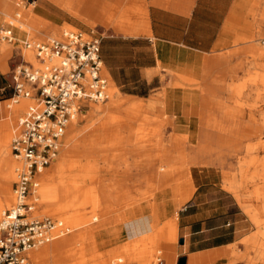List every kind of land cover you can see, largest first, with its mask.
I'll use <instances>...</instances> for the list:
<instances>
[{"label": "rangeland", "instance_id": "374dc122", "mask_svg": "<svg viewBox=\"0 0 264 264\" xmlns=\"http://www.w3.org/2000/svg\"><path fill=\"white\" fill-rule=\"evenodd\" d=\"M261 1L264 0H257L251 3V8L247 10L248 16L253 17V20L255 19L257 22L256 32L249 35V37L241 36L242 38L239 40L217 47L209 53L184 50L186 51L184 56L189 53H196L218 58L223 54H231L232 61L228 69L232 70V75H220L222 78L218 81L216 78L219 75L216 72L210 76L213 81L209 85L211 84L215 91L210 90V88L205 90V92L189 90L186 89L187 87L183 80L172 77L169 70L178 60L176 59L177 57L159 56L156 61V67L149 75L141 78L138 74H135L131 83L124 86L112 79L109 72H107L106 65L103 63L102 74L108 80L110 97L103 103L94 102L92 104L106 107L107 114L104 117V128L101 132L96 133V136L95 132L92 131L76 136V140H81L82 142L74 148L73 154L69 158L72 167L70 166L68 180L65 182V184L68 183L70 186L75 187L77 191H79V188L85 190L87 195L78 196V201H76L77 209L73 207L76 210L73 208V210H59L58 213L51 214L48 210L40 209L34 213L38 218L65 219V221L63 220L64 235L67 242L60 249L63 257L60 264H82L83 261L85 264H153L157 263L159 256L162 257L163 264H190V261L199 255L221 252L225 249L228 250L227 253L212 256L201 264H264L263 153L255 154L247 151V155L250 158L244 160L246 164L243 165L242 175H238L240 182L239 191L243 194V202L256 208L257 216L260 217L259 225L253 221L249 214V216L246 214L236 196L224 187V174L221 168L213 169L208 166H200L196 171L193 168L192 175L187 173L192 177L190 184L193 190L190 197L184 200L186 181L189 180V176L184 175L178 184L182 182L186 184L182 185L181 188L178 187L172 195H166L163 198L170 213L165 217L164 215L160 216L158 228L160 227L161 229L169 226L175 220L177 211L180 217L184 213V207L201 192L209 190L210 192L224 194L227 200L226 204L235 213L229 218L231 220L230 226L223 228L225 233L223 238L225 240H234L247 233L240 241L220 250L188 255L184 253L185 234L183 229L179 227V217L177 233L170 236L168 240L163 238H156L155 241L145 239L136 245H132L134 242L128 238L129 231L127 228L129 222L141 217L138 211L144 201L152 204L154 193L158 192L156 190L158 188V176L163 167L170 165L160 161L157 162L156 179L152 188H148L146 175L140 176L141 184L138 186L133 184L137 180V174L140 171H148L150 165L154 163L147 159L148 156L146 154L149 151L156 154L159 149L158 143L163 141L164 144L169 145L170 141L174 139L175 135L173 133L175 132L180 136H175V138L177 140L180 138L182 144L187 145V137L191 135L192 129L195 127L201 128L204 124L201 117H236V120L240 121H244L245 117H249L251 120H253L251 117H256L255 121L250 123L253 131L257 126L264 127V79L253 80L248 74L250 71L264 72V64H262L264 59H255V57L248 55L245 51V47L250 43L257 44L264 51V26L260 21ZM12 7V12H9L8 15L0 12V31L6 28L12 19H16V24L19 25L14 29L16 35L14 43H5L0 39V52L6 60V68H2L5 72L10 71L12 66L10 58L16 51L22 50L27 60H35L34 54L23 48L21 43L23 39L46 41L52 37H60L65 30L95 31L98 35H102V44L104 42L107 43V54L111 57L114 64L128 63L125 57L132 53V49L139 44L140 46L146 44L122 38V35H137L135 26L121 25L124 31L116 28L118 26L116 23L118 22L128 23L135 21L134 18L137 15L136 0H121L120 4L113 0L106 13L103 12L104 19L96 17L81 19L51 0H12ZM30 10L38 15L39 18H42L38 20L44 27L41 31L36 32L37 35H34L32 31L26 32L19 29H32L33 24L30 19H34L35 15H32ZM18 14H20L19 17L17 16ZM103 20L107 22L103 23ZM54 29L58 30L56 34L51 33ZM153 47L159 51L174 49L156 42L153 43ZM141 60L144 61L143 55H141ZM237 63L241 65L234 66ZM239 87H242V90ZM171 97L180 105L176 106V115H174L170 107H165V102ZM120 100H135L136 105L131 110L127 109L126 106L116 107L117 101ZM10 103H12L13 107L21 106L20 112L12 119L9 131L8 148L10 149V157L14 159L11 152L13 130L17 126L20 117L27 111L28 105L33 102L29 99L21 98L19 103L14 101H10ZM87 109L88 105L86 102L82 103L80 111ZM183 110L186 113L179 112ZM168 117H184V120L179 122L178 129L174 130L171 128L172 124ZM86 122L87 119L81 120L80 126H84ZM193 125H195L194 128H192ZM248 131V128L242 129V136L240 138L234 136V139L231 140L232 145H246L247 147L250 139L245 134ZM90 135L100 139L98 141L94 140L93 144L87 146L85 142L90 140ZM262 137L264 138V133ZM254 138L255 135H253ZM59 160L60 152L57 160L52 162L50 166ZM255 160L259 162L253 163ZM18 162L16 161L15 165L21 164V161L20 163ZM235 163L236 161H234ZM239 165L238 168L240 167ZM15 169L14 167V179L10 183L12 199L4 204L3 209L10 207L14 203ZM152 177L154 178V176ZM121 178L124 179L126 186L135 188L136 192L134 191L125 196L117 193V197L116 194H112L106 199L103 193L104 187L110 188L113 181L120 184L123 181ZM98 192L100 197H98ZM92 197L99 198L97 200L98 206L91 201ZM62 199L60 192H57L56 203H64ZM151 225L152 222L150 221L149 228H151ZM119 226H122L125 230L123 234L117 232V227ZM147 234L148 232H146L145 236ZM56 240L57 238L48 244L51 243L52 245ZM127 244H131L134 247L127 252V255H124L120 252V247ZM43 246H47L46 243ZM36 248L38 246L33 249ZM85 248L88 251L83 255L82 252L83 250L85 252ZM159 250L162 252L159 253ZM115 251L118 252L114 253ZM92 257L96 259L92 260ZM182 257L186 258L183 263H181ZM29 258L30 264H34V260L30 255ZM121 258L123 261H119ZM44 264H55V261L49 256Z\"/></svg>", "mask_w": 264, "mask_h": 264}, {"label": "crops", "instance_id": "0c3cea01", "mask_svg": "<svg viewBox=\"0 0 264 264\" xmlns=\"http://www.w3.org/2000/svg\"><path fill=\"white\" fill-rule=\"evenodd\" d=\"M51 1L59 4L81 19L92 17L104 19L103 12L106 13V10L113 0ZM115 1L117 4L121 3V0ZM256 1L136 0L137 15L134 18L135 21L128 23L118 22L116 23L118 25L116 28L124 31L121 25L135 26L137 35H122V38L136 40L138 43L143 42L146 44L143 46L139 44L134 47L132 53L125 57L128 60L126 64H114L111 57L107 54V43L104 42L101 44L103 63L108 70L106 71L109 72L116 83L124 86L125 84L131 83L133 80L132 77L135 74H138L141 78L149 75L156 67V61L159 59V56L177 57L176 59L178 60L169 70L172 77L183 80L187 87L186 89L189 90L205 92V90L210 88V90L215 91L214 87L211 84L209 85L213 81V79H210V76L216 72L219 75L216 78L218 81L222 78L220 75H232V70L228 69L232 61L231 54H223L218 58L207 57L196 53H189L184 56L186 52L184 50L209 53L217 47H222L239 40L242 38L241 36L249 37V35L256 32L257 22L255 19L253 20V17L248 16L247 10L251 8L250 4ZM12 9V0H0V12L8 15L9 12H12ZM30 12L32 15H35L34 19H30L33 24L32 29H19L26 32L32 31L34 35H37L36 32L41 31L44 27L39 21L42 18H39L32 10ZM260 21L264 26V1H261ZM102 22L106 23L107 21L103 20ZM56 32L58 30L54 29L51 33L56 34ZM154 42L163 46L172 47L175 50L164 49L159 51L153 47ZM248 46L249 44L245 47L247 53ZM141 55H143L144 61L141 60ZM262 59H264V55ZM262 64H264V60ZM236 65L239 66L241 64H234V66ZM2 68H6V60L0 52V141H8L12 119L20 112L21 107H13L12 103H10L14 95L12 77L9 71L5 72ZM239 89L242 90V87H239ZM171 98L165 102V107H170L172 109L171 111L176 115V106L179 103ZM179 112L186 113L184 110ZM201 118L204 121L202 127L199 128L193 125L192 128H195L192 129L191 135L187 137L188 152L191 157L200 160L202 164L209 162V166L216 169L221 168L222 170H236L240 161L250 158L247 155L246 145H232L231 140L234 139V136L240 138L242 136L241 130L246 128L249 131L245 135L252 140L253 128L250 123L251 121L254 122L256 117H253V120L245 117L244 121L236 120V117ZM168 119L172 124L171 128L177 130L179 122H182L184 117H168ZM173 134L178 136L175 132ZM234 161H236L235 164ZM184 175L188 174L182 166L168 165L162 168L157 179L158 188L156 190L158 192L154 193L152 204L151 202L144 201L138 211L141 217L132 220L127 225L129 231L128 238L134 242L132 245H136L145 239L155 241L156 238H163L168 240L170 236L177 233L178 211L173 221L175 223L174 229H169V226L163 229L158 228V220L160 216L164 215L165 217L170 213L163 200L164 196L172 195L178 187L181 188L182 185L187 183L186 190H184V200L190 197L193 190L190 184L192 177L188 175L189 180L187 179L188 181L185 184L183 182L178 184ZM233 194L236 196L235 193ZM236 198L242 206V201L237 196ZM226 201L224 194L207 190L195 196L194 200L184 207V213L179 217V227L183 229V233L185 234L184 253L190 255L220 250L240 241L247 234H243L234 240H225L223 238L225 235L223 228L230 226L231 220L229 218L235 213L226 204ZM246 214L248 215L247 212ZM150 221L152 222V229L149 228ZM117 232L123 234L125 230L122 226H119L117 227ZM146 232H148L147 236H145ZM132 245L127 244L121 246L120 252L127 255V252L134 247ZM116 252L118 251L114 253ZM161 252L159 250V253ZM227 252L228 250L225 249L221 252L199 255L193 258L190 264H201L212 256ZM119 261H123V259L121 258Z\"/></svg>", "mask_w": 264, "mask_h": 264}, {"label": "built area", "instance_id": "2783aa9c", "mask_svg": "<svg viewBox=\"0 0 264 264\" xmlns=\"http://www.w3.org/2000/svg\"><path fill=\"white\" fill-rule=\"evenodd\" d=\"M19 17V15H17ZM16 19L0 31L5 43L16 41ZM102 35L95 31L65 30L46 41L23 39L26 51H16L10 61L14 95L31 100L13 130L12 155L21 161L16 169L14 203L0 218V264H30L29 251L63 234L64 223L34 216L40 174L60 152L62 139L82 103L108 98V80L102 74ZM264 43V40H263ZM157 264H163L161 256Z\"/></svg>", "mask_w": 264, "mask_h": 264}, {"label": "bare ground", "instance_id": "6f19581e", "mask_svg": "<svg viewBox=\"0 0 264 264\" xmlns=\"http://www.w3.org/2000/svg\"><path fill=\"white\" fill-rule=\"evenodd\" d=\"M18 15L20 16V14ZM16 25L19 26L18 24ZM248 48H249L248 55L255 57V59L256 58L262 59V56L264 55V51L257 44L251 43L249 44ZM248 74L249 76H251L250 78L253 80H260L261 78L264 79V75H263L264 72H261V71L259 72L250 71ZM109 97H110V94L108 93V98ZM104 101H87L86 104L89 107L90 103H94V102L103 103ZM135 105H136L135 100H131V101L120 100V101H117L116 103V107L126 106L127 109L129 110L133 109ZM29 106L30 104L28 105V107ZM87 110L78 111V113H76L74 117L72 118L68 126V132L66 131V134L64 135L62 139V147L60 148V160L56 162L54 165L48 166L40 174L39 176L40 186L36 194L37 201H36V207H35L34 213L35 211L40 210V209L48 210V212H50L51 214L58 213L59 210L66 211V210L72 209L73 207H76V201H78V198H79L78 196L87 195L85 190L79 188V191H77L75 187L70 186L68 183L65 184L66 180H68L67 179L69 176L68 172L71 166L69 162V158L73 154L74 148L77 147V145L82 142L81 140L77 141L76 136L83 135V133H86L89 131L95 132L94 134L96 136L97 135L96 133L101 132V130H103L104 128V124H103L104 117L107 114L106 107L99 106L98 104H91L88 112ZM78 115L80 116L76 118ZM83 119H87V122L84 126H80L81 120ZM263 130H264L263 126L255 127V130L253 131V135H255V138L250 140V142L248 143L247 145L248 152H254L255 154H261V153L264 154V138L262 137V134L264 133ZM173 138L174 139L170 141L169 145L164 144L162 139H160L162 142L158 143L159 149L157 150V153L153 154V152L149 151L146 154V156H148L147 159L153 161L154 163L150 165L148 171L146 172L140 171L137 174V177H136L137 180L133 183L135 186H138L139 184H141L140 176L146 175L148 179L147 181L148 188L150 189L153 187V185L155 184V179H156V169H157L158 161L164 164L182 166L185 168L186 172L191 173V175H192L193 168H194L193 170L196 171L200 166L211 167L209 166V162L207 163L205 162L204 164H202L200 160H197L195 157H191L188 152V146L183 145L180 138H178V140L175 138V136ZM89 139H90L89 141L85 142L87 146H90L91 144H93L94 140L98 141L100 138L90 135ZM58 157H59V154L54 159V161H56ZM15 160L19 161L18 163H20V160L16 159L15 157L14 159L10 157V149L8 148V141L1 140L0 141V216L5 210L3 209L4 204L8 203L12 199L10 183H12L14 179V167L17 169V167L20 165V164L15 165L16 164ZM257 162L259 161L255 160V162L253 163H257ZM245 164H246L245 161L243 162L240 161V165H239L240 167L237 168L236 170H223L224 187L227 188L229 191L236 194L239 200L242 201V206L245 209V211L252 217L253 221L257 225H259L260 217L257 216L256 208L252 205H249L243 202L244 200L243 194L242 192L239 191L240 182L238 180V175H242V171L244 169L243 165ZM225 165L227 164L225 163ZM187 166H189V168H187ZM16 169H15V172H16ZM152 176H154V178ZM15 178H16V175H15ZM121 179L123 181L120 184L113 181L112 185H110L111 186L110 188L104 187L103 193L106 199L109 196H112V194H116V197H117V193L119 195L125 196V195L131 194L134 191L136 192V190H134L135 188L133 189L132 187L126 186L124 183V179L123 178ZM257 190L259 191V189ZM57 192H60V194L62 195V198H63L62 200L64 201V203L63 202L61 204L56 203ZM39 195H40V198H39ZM98 197H100L99 192H98ZM98 199L99 198L92 197L91 201H93L94 204L98 206L97 204ZM38 201H40L39 204H37ZM59 220L65 221V219L63 220L59 219ZM174 225L175 223L171 222L169 225L170 227L169 229H172V228L174 229ZM66 242H67L66 236L63 233L59 237H57V240L55 241L54 244L51 245V243L50 244L46 243L47 246H43L44 244H42L38 246V248L30 250L29 255L34 260V264H44V262L46 261V258L49 256H51L54 259L55 264H60L63 258L60 249L64 244H66ZM87 251L88 250L85 248V252L83 250L82 254L85 255ZM95 259H96L95 257H92V260H95ZM82 264H85L84 261L82 262ZM153 264H157V263H153Z\"/></svg>", "mask_w": 264, "mask_h": 264}, {"label": "water", "instance_id": "95a60500", "mask_svg": "<svg viewBox=\"0 0 264 264\" xmlns=\"http://www.w3.org/2000/svg\"><path fill=\"white\" fill-rule=\"evenodd\" d=\"M182 242H183V241H182ZM185 260H186V258H185V257H182V258H181V263H183Z\"/></svg>", "mask_w": 264, "mask_h": 264}]
</instances>
